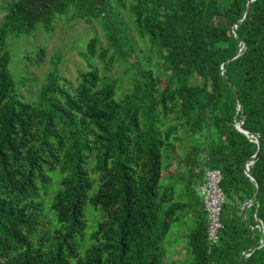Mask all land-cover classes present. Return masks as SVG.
Instances as JSON below:
<instances>
[{
    "label": "trees",
    "instance_id": "obj_1",
    "mask_svg": "<svg viewBox=\"0 0 264 264\" xmlns=\"http://www.w3.org/2000/svg\"><path fill=\"white\" fill-rule=\"evenodd\" d=\"M247 2L5 3L0 264H163L165 234L187 218L192 221L189 264H239L240 259L241 264H264V0H251L246 19L239 22ZM70 8L74 17L99 21L106 42L101 46L90 38L84 54L104 66L100 70L89 62L75 86L63 79L70 88L59 84L52 71L39 100L26 101L14 90L7 37L37 28L51 32ZM134 35L148 42L146 55L137 52ZM36 54L42 58L44 49ZM117 62L132 70V86L122 96L103 74ZM245 130L259 135L261 146L249 165L259 192L243 214L242 206L256 193L245 164L257 142ZM163 159L166 169L172 161L179 166L170 172L174 182L161 190ZM206 168L220 169L225 195L214 244L207 240V215L197 192ZM54 177L55 193L46 208L43 196ZM88 206L96 218L90 229Z\"/></svg>",
    "mask_w": 264,
    "mask_h": 264
},
{
    "label": "rangeland",
    "instance_id": "obj_2",
    "mask_svg": "<svg viewBox=\"0 0 264 264\" xmlns=\"http://www.w3.org/2000/svg\"><path fill=\"white\" fill-rule=\"evenodd\" d=\"M8 1L10 0H0V22L5 14V3ZM92 37H96L100 45L104 46L106 40L99 21L74 17L72 8L56 19L54 30L51 32L37 28L33 33L22 34L19 37L9 34L6 41V48L10 53L8 68L15 81V92L26 101L37 102L52 71H56L58 83L68 88L69 86L63 83V79L69 80L70 84L75 86L79 71L87 70L89 62L102 70L104 66L102 61L96 56L88 58L84 54L87 42ZM133 38L137 52L146 55L149 48L148 42H143L137 35H134ZM40 48L44 49V55L39 59L36 53ZM128 60L132 62L133 56H130ZM152 61H157V57L153 56ZM128 66L126 62H117L106 68L103 73L115 82L117 96H122L132 86V70H128ZM179 134L183 135L182 132ZM186 143L187 137L179 144L180 154H184ZM164 166L165 159H163L162 175L159 181L161 190L174 182L176 178L170 172L174 173L179 165L176 161H172L167 169ZM53 173L56 176L59 173L58 169ZM55 180L57 178L54 177L48 194L43 196V203L46 208L50 198L55 193L53 187ZM94 187H96V183ZM90 212L88 206L86 209V218H89L88 227L91 222H96L94 221L96 218L90 216ZM191 228L192 221L188 218L171 225L162 242L163 264H189L190 256L186 253V248L187 234Z\"/></svg>",
    "mask_w": 264,
    "mask_h": 264
},
{
    "label": "built area",
    "instance_id": "obj_3",
    "mask_svg": "<svg viewBox=\"0 0 264 264\" xmlns=\"http://www.w3.org/2000/svg\"><path fill=\"white\" fill-rule=\"evenodd\" d=\"M221 179L222 173L219 168H206L203 182L197 186L207 215L206 235L210 244L217 242L222 228L221 213L225 195L220 185Z\"/></svg>",
    "mask_w": 264,
    "mask_h": 264
},
{
    "label": "water",
    "instance_id": "obj_4",
    "mask_svg": "<svg viewBox=\"0 0 264 264\" xmlns=\"http://www.w3.org/2000/svg\"><path fill=\"white\" fill-rule=\"evenodd\" d=\"M250 3H251V0H248V2H247V7H246V10H245V12H244V15H243L242 19L239 20V22H241V21H243V20L246 19L247 15H248V13H249V10H250ZM232 30H233L235 36L238 38V34H237V32H236V26H233V29H232ZM238 42H239V45H241L242 41H241L239 38H238ZM242 47H243V46H242ZM242 47H239V48L237 49V51H236V54L233 55L231 58L228 59V61H227L228 63H229L232 59L236 58V57L239 55V53H240ZM224 71H225V68L222 67V69H221V74H222L223 78H224L225 80H227V77H226ZM234 89H235V88H234V86H233V90H234ZM238 104H239V102H238ZM239 107H240V104H239ZM241 124H242V120L238 123V126H240ZM244 132H246V133H250V136H252V137L255 136V138H256V142H257V150L255 151V153L249 158V160H248L247 163L245 164V173L247 174V176H248L252 181H254V183H255V185H256V193H255V197H254L252 200L247 201V202L242 206V209H241V210H242V213H243V214H244V212H245V209H246L248 206H250V205L256 200V198H257V194H258V192H259V186H258V183H257V181H256V178L252 175V172L249 170V165H250L251 163H253V162L255 161V159L258 157L259 149H260V146H261V142H260V137H259V135H256L255 133L250 132V131H248V130H245ZM247 252H248L247 250L243 251V253H242V258H244V257H246V256L248 255ZM241 260H242V259H240L239 264H241Z\"/></svg>",
    "mask_w": 264,
    "mask_h": 264
}]
</instances>
